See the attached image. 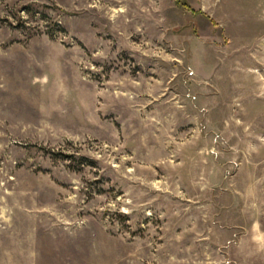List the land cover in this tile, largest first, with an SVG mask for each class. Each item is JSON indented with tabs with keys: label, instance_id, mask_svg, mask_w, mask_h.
Here are the masks:
<instances>
[{
	"label": "rangeland",
	"instance_id": "1",
	"mask_svg": "<svg viewBox=\"0 0 264 264\" xmlns=\"http://www.w3.org/2000/svg\"><path fill=\"white\" fill-rule=\"evenodd\" d=\"M0 264H264V0H0Z\"/></svg>",
	"mask_w": 264,
	"mask_h": 264
}]
</instances>
